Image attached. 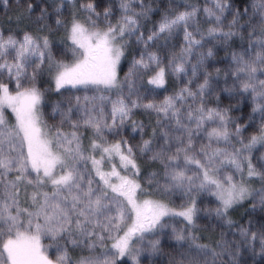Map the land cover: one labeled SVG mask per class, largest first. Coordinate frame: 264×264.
I'll return each instance as SVG.
<instances>
[{"label":"snow or ice","instance_id":"1","mask_svg":"<svg viewBox=\"0 0 264 264\" xmlns=\"http://www.w3.org/2000/svg\"><path fill=\"white\" fill-rule=\"evenodd\" d=\"M0 2L7 10L8 0ZM67 6L70 20L63 12L65 0H53L56 29H64L67 41L58 50L60 58L53 54L46 7L40 8L35 32L21 28L5 33L0 28V264H125L124 257L140 264L141 253L152 257L162 252L165 236L175 241L168 264H209V253L211 264H243L239 257L244 251L257 254V239L264 255V221L253 230L251 219L247 227H237L230 216L249 199L253 211L258 204L264 212V0H251L243 12L233 11L231 0H205L203 16L198 3L181 8L170 0L147 39L141 21L153 8L145 0H119L115 23L110 3L102 14L92 0H67ZM35 7L27 4L28 18ZM24 19L20 12L18 25ZM181 30L184 43L167 64L149 50L160 40L167 48ZM133 37L144 47L121 79L117 68ZM236 37L240 47L223 69V91L235 105L221 107L216 89L222 70L215 68L213 78L206 62L214 58L217 44L230 45ZM169 71L187 77V84L159 103H143L147 94L165 86ZM45 72L57 93H69L66 108L65 101L52 105L58 124L44 118L45 95L37 81ZM144 75L154 88L142 93L137 80ZM73 90L84 93L74 96L75 103ZM213 96L216 103L210 106ZM243 101L251 104L249 121L259 122L250 137L245 132L251 124L242 125L230 114ZM137 108L154 112L156 126L144 139V125L132 121V131L139 130L142 140L133 145L124 133ZM138 154L162 166V181L159 170L147 177L154 189L140 183ZM257 180L259 188L254 187ZM169 191L186 198L180 210L152 198ZM202 194L217 201L214 209H203L206 215L214 214L232 233L229 240L222 232L215 247L200 243L195 233L201 211L197 197ZM176 217L182 218L179 227ZM52 248L54 259L48 251Z\"/></svg>","mask_w":264,"mask_h":264},{"label":"trees","instance_id":"2","mask_svg":"<svg viewBox=\"0 0 264 264\" xmlns=\"http://www.w3.org/2000/svg\"><path fill=\"white\" fill-rule=\"evenodd\" d=\"M56 2H59V0H56ZM84 2H87V0H84ZM93 3L97 5V11H99L101 14L103 13V9L105 6H107L109 3L112 5L113 8V16L111 17L112 22L115 23L117 18L119 17L120 10H119V0H92ZM169 2L170 0H145V3H151L153 11L150 14L149 18L146 20H142L141 24V31L144 33V38L147 39V36L150 34V31L154 28L156 23L160 20L162 14L164 11L168 10L169 8ZM198 3L201 7V15L203 16V6L205 4V0H171V3L173 4H180L181 8L185 3ZM210 2V0H209ZM32 3L34 5H37L35 7L34 11L31 14V18H28V13L26 11L27 4ZM77 3H79V0H77ZM231 3L233 5V11H235L237 8L241 12L244 11L245 5H250L251 0H231ZM8 8L7 10L4 7V4L0 2V28L3 29L5 33L8 32L9 29L12 30H19L21 28H27L30 31L35 32L38 24L36 22L37 17L40 13L41 7H46L48 9L49 18L47 20V23L51 25L52 32H51V39H52V45H53V54L60 58L59 51L58 50H64L65 44L67 41L63 40L64 36V29L61 27L58 30L56 29L55 25V12L53 7V0H8ZM249 11L251 9L249 8ZM20 12H24L25 19L22 20L19 25L17 23V15ZM65 18L70 20L72 15V9L67 6V0H65V7L63 9ZM11 18V19H9ZM228 19H231V16L228 17ZM43 23V22H41ZM225 24H227V21H225ZM206 27V25H205ZM47 31V29H46ZM246 36V32H245ZM183 32H181L177 35H175L172 39L168 41V47L164 48L163 44L164 41L160 40L156 43H152L149 50L151 51H157L161 57L164 60V63L167 64L168 58L171 53L179 54L181 46L183 45ZM241 44V41L239 37H236L233 39L230 45H223V44H217L214 48L215 56L214 58L209 59L206 64L208 66V71L212 72L213 78H215V68H220L222 71L220 73V78L218 81V87L216 91L221 97V107H226L229 105V103H232L235 105V101H231L230 97L227 93L223 91L224 88V73L223 69L227 67V65L230 62L231 59V52L233 49H239ZM157 45H160V47H157ZM209 45H205L204 51H207ZM244 46H247V39L244 40ZM144 45L137 44L135 37L132 38L131 43L128 45L127 50L125 52V56L122 57V63H121V69L119 73V77L123 79L125 77V74L129 70V66L131 64L132 58L135 55L136 57H139L140 51L143 49ZM68 57H71V53H68ZM195 62V58H193V63ZM188 68V75L191 76V64L187 65ZM198 79L200 82L203 80V69L198 73ZM148 75H144L142 80H137V85L140 87L141 92L143 93L144 89H153L154 86L148 84ZM188 78L181 75L179 78L171 73L169 71L167 77H166V83L165 86L159 89H155L154 94H147L144 99L143 103H147L148 100H153L157 103L163 101L165 96L168 95H174L180 88L184 87L185 84H187ZM197 78H193V83L190 85L192 88H196ZM38 87L44 91L45 95V104L43 111L45 113V120L50 124H58L60 117L57 115L55 119L52 118V105L56 101H65L64 107H67L66 103V96L61 95L60 93L55 92L52 90V83H51V77L47 74V72L44 73L43 76L38 78L37 81ZM14 88V85H12ZM51 88V90H48ZM74 91V90H73ZM84 93H82L81 96H83ZM89 95H91V92H89ZM73 103L75 101L73 100ZM210 103L215 104V96L210 97ZM133 116L130 121L126 123L125 130L127 131L124 136L126 139H130L131 143L133 145H138L142 143L141 140V133L139 130L136 132L132 131V121H136L138 124L142 123L144 125V139H148L150 136H152L153 127L156 126V114L154 112L146 111L143 108H137L133 110ZM234 118H238L239 122L244 124H251V127L247 128V131L245 132L246 137H250L251 135L255 134L254 130L258 129L259 122L258 119L256 122L249 121V115L251 114V104L248 101H243L240 103L239 106L233 107L232 112L230 113ZM73 118L75 119L76 116L74 115ZM234 127V125H233ZM66 131H71L70 124L65 125ZM83 130V129H82ZM206 142V141H205ZM88 143L87 137H85V144ZM199 139L197 140V146H199ZM137 162L140 166V176L139 180L141 185L145 189L155 188V183L152 185L148 184L147 177L152 173L154 170H159L161 175L159 179L161 181L163 180V174H162V166L158 163H154L150 161L147 156H139L137 157ZM193 168L195 166H192ZM191 174V173H190ZM238 180V175L236 177ZM260 184L259 181H254V187L259 188ZM144 198L143 196L141 197ZM152 198L154 199H160L163 198L165 202H167L171 207L174 205V199L178 200V205L182 206L185 203L186 198L183 196L182 192H174L169 191L167 195H162L161 193H153ZM181 201V202H180ZM253 201L251 199L246 200L242 205H238L235 207L234 210L230 212V216L233 221H235L236 226L239 227L240 225L248 226L249 220H252V227L253 230L255 227H259V222L264 221V212L261 211L260 207H256L255 211L252 210ZM197 206L198 208L203 211L205 208H211L214 209L216 206V200L214 197L208 195V194H202L197 197ZM206 215L204 213L200 214L198 213V219L197 224L195 228V233L198 235L199 242L208 244L211 247H215L218 240L221 239V233L227 232V238L230 240L232 239V233L227 229L226 226L222 225L220 221H218L214 214L212 215V221L206 225L204 222L202 223L203 216ZM202 217V219H201ZM178 218V217H177ZM177 218H175V222H178L181 225V221H177ZM210 218V219H211ZM204 220V219H203ZM47 242V241H45ZM172 241L163 242L161 241V249L162 252L160 254L154 255L152 257H149L148 254L141 253V255L138 257L140 264H149V261L151 260L153 264H168L169 254L172 253V245H174ZM54 253V252H53ZM252 253V252H251ZM247 254V255H241L239 259L243 262V264H264V255H258L257 254ZM122 260L125 262V264H132V261L128 257L122 258Z\"/></svg>","mask_w":264,"mask_h":264},{"label":"rangeland","instance_id":"3","mask_svg":"<svg viewBox=\"0 0 264 264\" xmlns=\"http://www.w3.org/2000/svg\"><path fill=\"white\" fill-rule=\"evenodd\" d=\"M121 63H122V59H121V62H120V64L118 65V68H117V73H118V76H119V73H120V69H121ZM51 83L53 84L52 85V90H54L55 92H56V90H55V84H54V82L52 81V79H51ZM193 89H195V87H193ZM48 90H51V88H49ZM63 91V90H62ZM82 93H83V91H81V92H75V91H73V93H72V95H73V100H74V96L75 95H82ZM63 95H64V97L66 96V97H68V95H69V93L68 92H63ZM215 104H213V103H210V106H214ZM5 112H6V118L10 121V122H14V120H15V118H14V116L12 115V113H11V111L10 110H5ZM127 131L125 130V133H126ZM124 133V134H125ZM200 141V140H199ZM262 151H264V150H262ZM255 157L256 158H258L260 155H261V151H257V152H255ZM117 163H118V161H117ZM238 175V174H237ZM246 175V174H245ZM237 177V176H236ZM238 178H239V175H238ZM239 180V179H238ZM174 192H179V191H174ZM142 199V198H141ZM174 205H173V207L172 208H175V209H177V210H180L181 209V207L182 206H179L178 205V200L176 199H174ZM181 202V201H180ZM216 203H217V201H216ZM171 207V206H170ZM257 207H259V205L257 204ZM202 213H204V214H206L204 211H200V214H202ZM204 218V220L202 219V217H201V219H202V223L204 222V224H206V225H208L211 221H212V218L210 219L207 215H204L203 216ZM177 218V217H176ZM182 220V218H180V217H178L177 218V221H181ZM176 223V225L179 227L180 226V224L178 223V222H175ZM253 228V227H252ZM259 227H255L254 228V230H257ZM167 232H171V229L169 228V229H167L166 230ZM172 241L173 243H175V241H173L171 238H170V236H165V237H162L161 238V241H162V244H163V242H168V241ZM45 241H47V242H45ZM42 243L44 244V245H47L48 243H49V241H48V239L47 238H45L43 241H42ZM110 243V242H109ZM49 251V255H50V257L51 258H55V256H56V252H55V249L54 248H52V249H49L48 250ZM54 252V253H53ZM256 252H258V255H261V254H259V240L257 239V243H256ZM144 254H148L147 252H143ZM249 253H251V251H244L241 255L243 256V255H247V254H249ZM252 254V253H251ZM196 259H199L201 262L205 259V257H196ZM211 259H212V257H211V253H209V255L207 256V260L209 261V264H211Z\"/></svg>","mask_w":264,"mask_h":264}]
</instances>
